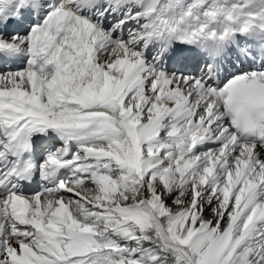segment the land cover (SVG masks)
I'll return each mask as SVG.
<instances>
[{
  "label": "snow or ice",
  "instance_id": "1",
  "mask_svg": "<svg viewBox=\"0 0 264 264\" xmlns=\"http://www.w3.org/2000/svg\"><path fill=\"white\" fill-rule=\"evenodd\" d=\"M0 264H264V0H0Z\"/></svg>",
  "mask_w": 264,
  "mask_h": 264
},
{
  "label": "rangeland",
  "instance_id": "2",
  "mask_svg": "<svg viewBox=\"0 0 264 264\" xmlns=\"http://www.w3.org/2000/svg\"><path fill=\"white\" fill-rule=\"evenodd\" d=\"M208 218H211V213L208 214Z\"/></svg>",
  "mask_w": 264,
  "mask_h": 264
},
{
  "label": "bare ground",
  "instance_id": "3",
  "mask_svg": "<svg viewBox=\"0 0 264 264\" xmlns=\"http://www.w3.org/2000/svg\"><path fill=\"white\" fill-rule=\"evenodd\" d=\"M206 218H208V217H206Z\"/></svg>",
  "mask_w": 264,
  "mask_h": 264
}]
</instances>
